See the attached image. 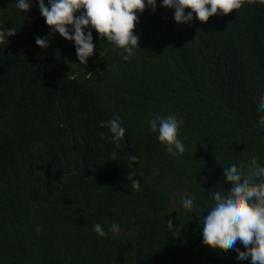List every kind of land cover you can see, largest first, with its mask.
<instances>
[{"label":"trees","instance_id":"1","mask_svg":"<svg viewBox=\"0 0 264 264\" xmlns=\"http://www.w3.org/2000/svg\"><path fill=\"white\" fill-rule=\"evenodd\" d=\"M137 15L134 58L92 29L82 65L35 0H0V28L15 30L0 45V264H251L202 243L200 210L227 194L223 167L264 165V3L187 24L160 0ZM157 114L183 121V154L150 130ZM117 116L119 147L100 124Z\"/></svg>","mask_w":264,"mask_h":264},{"label":"clouds","instance_id":"2","mask_svg":"<svg viewBox=\"0 0 264 264\" xmlns=\"http://www.w3.org/2000/svg\"><path fill=\"white\" fill-rule=\"evenodd\" d=\"M45 23L51 26L52 32H58L63 38L73 41L75 54L80 64L87 63V58L94 51V29L102 39H106L120 50L122 60L129 62L135 56L139 36L134 33L135 24L139 22L138 12L146 6L155 10L157 0H35ZM245 0H160L161 6L173 9V19L177 23H190L195 18L201 22L213 14H227L239 9ZM264 3V0H260ZM31 0H16L20 11L29 10ZM185 9L191 11L185 12ZM15 33L14 29L0 28V45ZM36 45L41 48L49 46V40L36 37ZM140 48V47H139ZM264 106V100L261 101ZM183 121L175 114L166 116L154 115L148 122L152 132L158 133V141L165 145L170 154H183L185 145L180 138V127ZM107 126L111 139L119 147L125 129L117 116L109 121H101ZM259 125L264 128V121ZM114 155V154H113ZM137 157L130 156V161ZM225 181L230 184L227 194L222 191L211 193L208 202L201 208L206 212L200 220L202 243L212 249H231L236 252L237 260H250L251 264H264V165L256 159L245 164H230L223 167ZM128 174L135 190L140 188V180ZM182 207L191 209L193 198L183 197ZM172 229V220L168 221ZM39 232L41 227L34 226ZM93 231L99 237H105L104 227L96 223ZM108 233L119 231L115 223L108 226ZM243 245L241 250L237 242Z\"/></svg>","mask_w":264,"mask_h":264}]
</instances>
